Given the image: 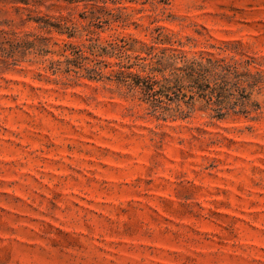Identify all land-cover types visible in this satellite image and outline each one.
Returning a JSON list of instances; mask_svg holds the SVG:
<instances>
[{
  "label": "rangeland",
  "instance_id": "rangeland-1",
  "mask_svg": "<svg viewBox=\"0 0 264 264\" xmlns=\"http://www.w3.org/2000/svg\"><path fill=\"white\" fill-rule=\"evenodd\" d=\"M0 264H264V0H0Z\"/></svg>",
  "mask_w": 264,
  "mask_h": 264
},
{
  "label": "trees",
  "instance_id": "trees-1",
  "mask_svg": "<svg viewBox=\"0 0 264 264\" xmlns=\"http://www.w3.org/2000/svg\"><path fill=\"white\" fill-rule=\"evenodd\" d=\"M49 27L53 28L54 26L50 24ZM57 29H59V28L57 27ZM224 78H225V77H224ZM221 117H222V116H221Z\"/></svg>",
  "mask_w": 264,
  "mask_h": 264
}]
</instances>
